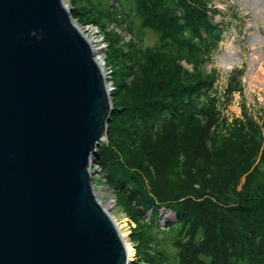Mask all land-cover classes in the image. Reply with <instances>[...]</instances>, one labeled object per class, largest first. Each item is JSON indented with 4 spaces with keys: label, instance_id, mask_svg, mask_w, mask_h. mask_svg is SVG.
Segmentation results:
<instances>
[{
    "label": "trees",
    "instance_id": "trees-1",
    "mask_svg": "<svg viewBox=\"0 0 264 264\" xmlns=\"http://www.w3.org/2000/svg\"><path fill=\"white\" fill-rule=\"evenodd\" d=\"M110 1L67 0L71 17L97 25L107 44L112 112L95 161L134 224L130 264H264V109L246 106L244 67L215 86L219 10L211 0ZM235 94L240 115L229 118L223 105ZM161 210L175 215L164 230Z\"/></svg>",
    "mask_w": 264,
    "mask_h": 264
},
{
    "label": "water",
    "instance_id": "water-1",
    "mask_svg": "<svg viewBox=\"0 0 264 264\" xmlns=\"http://www.w3.org/2000/svg\"><path fill=\"white\" fill-rule=\"evenodd\" d=\"M63 0H0V264H130L93 186L112 112Z\"/></svg>",
    "mask_w": 264,
    "mask_h": 264
},
{
    "label": "rangeland",
    "instance_id": "rangeland-1",
    "mask_svg": "<svg viewBox=\"0 0 264 264\" xmlns=\"http://www.w3.org/2000/svg\"><path fill=\"white\" fill-rule=\"evenodd\" d=\"M66 3L67 0L65 1ZM213 8L219 10L214 21L222 24L224 38L219 44L218 50L213 56V66L219 71V79L215 83L217 89L222 90L226 84L227 75L234 69L244 67V76L241 79L243 95L246 106L252 113L259 114L264 109V0H211ZM84 29V28H83ZM87 36L93 41L99 42L95 31L84 29ZM157 36L150 30L144 32V46H152L156 43ZM96 48L100 47L95 44ZM211 67L207 66L206 70ZM240 97L235 94L229 104L223 105V113L229 118L240 115ZM94 172L96 183L95 191L106 210L112 216L120 232L125 234L126 243L134 249L129 241L131 228L134 224L117 207L113 192L106 186V180L101 168L94 164L91 168ZM149 214L146 215V221ZM175 215L170 210H161L156 221L159 230H164L166 222H174ZM152 236L161 240L166 246V251L174 255L171 247L162 233L153 230Z\"/></svg>",
    "mask_w": 264,
    "mask_h": 264
},
{
    "label": "built area",
    "instance_id": "built-area-1",
    "mask_svg": "<svg viewBox=\"0 0 264 264\" xmlns=\"http://www.w3.org/2000/svg\"><path fill=\"white\" fill-rule=\"evenodd\" d=\"M86 30V31H88V30H93V31H95L94 33L96 34V38H98L99 39V42H96V41H93L92 42V40L87 36V34L84 32V29ZM81 30H82V32L89 38V40H90V42L93 44V45H95V44H97V46H101L99 49H102V48H104V44H102V39H103V37L100 35V33H99V31H98V29L97 28H95V27H93V26H85V27H82L81 28Z\"/></svg>",
    "mask_w": 264,
    "mask_h": 264
},
{
    "label": "bare ground",
    "instance_id": "bare-ground-1",
    "mask_svg": "<svg viewBox=\"0 0 264 264\" xmlns=\"http://www.w3.org/2000/svg\"><path fill=\"white\" fill-rule=\"evenodd\" d=\"M105 209L106 207L103 206ZM121 236L125 242V245H126V248H127V253H128V256H129V260L132 258L134 252H133V249L131 247H129L128 243H126V239H125V234L123 232H121Z\"/></svg>",
    "mask_w": 264,
    "mask_h": 264
}]
</instances>
